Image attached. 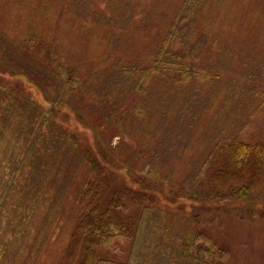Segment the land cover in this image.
Instances as JSON below:
<instances>
[{
    "label": "trees",
    "instance_id": "obj_1",
    "mask_svg": "<svg viewBox=\"0 0 264 264\" xmlns=\"http://www.w3.org/2000/svg\"><path fill=\"white\" fill-rule=\"evenodd\" d=\"M224 1L183 0L172 17L168 15L164 33L155 43L153 59L147 63L115 53L120 48L115 28L124 29L138 22L136 11L140 6L131 0L108 2L110 12L91 8L88 0L43 1L73 8L77 17L109 27L106 36L111 51L99 72L83 76L52 52L53 46L44 35L25 34L18 43L23 55L41 64L35 56L43 58L40 53H51L56 58L53 70L59 72L58 90L67 87L80 91L82 85L90 91L92 101L83 113L74 96L63 98L59 94L49 98L50 106L45 107L18 87L0 83V210L7 217L8 227L20 232L19 226L26 223L22 219H31L41 203L48 205L43 219L47 222L49 217L57 216L63 198L71 197V214L77 219L72 237L81 255L78 264H227L228 250L193 225L201 221L204 225L214 223V213L225 204L264 208V141L242 137L258 108L264 105L261 53H254L252 65L244 66L246 75L223 81L228 91L223 107L242 106L246 99L253 107L232 116L226 114L223 121L212 119L205 150L197 158H189L190 171L176 187L173 172L168 169L180 158L178 149L190 147L212 91L215 93L222 83L220 70H227L232 60L245 53L244 42L218 40L209 24L213 21L211 13ZM253 5L264 6V0H256ZM139 22L145 28V19ZM0 65L9 66L3 61ZM9 67L4 69L6 73H10ZM236 95L228 105L229 96ZM72 114L77 116V124L70 125ZM88 129L96 137L94 141ZM120 134L123 143L120 141L117 147L142 137L148 148L139 152L140 144L136 142L134 152L123 156L114 153L119 155L120 165L114 163L108 152L112 151L113 136ZM115 169L141 186L149 180L159 186L160 181H153L165 180L170 191L177 190L173 200H191L199 204L205 216L200 220V214L192 215L194 207L189 213L180 208L176 212L166 209L153 195L113 185L111 175ZM109 188L114 189L110 192ZM129 203L138 206L134 221L126 215ZM165 214L168 217L161 218ZM151 217L157 219L160 233L140 232L141 225L145 226L143 220ZM182 222H187V232L181 229ZM28 228L32 229L30 225ZM21 234L31 248L41 246L48 236ZM123 240H130L125 261L100 254L101 246L116 248ZM25 247L32 252L29 245ZM15 255L5 264H17Z\"/></svg>",
    "mask_w": 264,
    "mask_h": 264
},
{
    "label": "rangeland",
    "instance_id": "obj_2",
    "mask_svg": "<svg viewBox=\"0 0 264 264\" xmlns=\"http://www.w3.org/2000/svg\"><path fill=\"white\" fill-rule=\"evenodd\" d=\"M43 1L0 0V35L4 39L3 42L0 41V61L13 67L0 65V83L18 87L25 96L45 107L50 106L49 98L55 99L59 94L63 98L74 96L73 98H76L75 101L82 106L84 113L83 110L85 107L88 110V105L92 101L90 91H87L82 85L80 91H72L67 87L58 90L57 77H59V72L53 70L55 66L53 59L56 58L51 53L47 55L40 53L43 58L34 55L42 62L41 64L27 54L23 55L24 52L20 51L17 45L25 34H37L39 37L44 35L53 46L52 52H56L62 62L76 68L79 75L83 74L84 76L86 72H99L104 61H106L104 59L108 57L111 51L108 48L106 36L109 27L77 17L75 13H72L73 8L64 7L56 2L48 4ZM88 1H90L91 8H101L110 12L111 4L109 3L116 4V2L126 0ZM131 1L133 5L140 6L137 7L138 10L136 11L138 22L135 25L131 23L124 29L115 28L116 35L120 40V48L115 53L123 58L137 59L143 63L151 62L156 50L155 43L159 39V35L162 36L164 33L168 15L172 17L183 0ZM254 1L256 0H225L211 13L213 21L209 24L213 27L214 35L219 37L218 40L222 39L228 44L234 39L237 43L244 42L245 53L240 59L232 60V64L227 70H220L222 83L218 85L215 93L212 91V97L209 98L205 107L207 109L204 110L198 127L196 126L194 129L195 135L189 145L190 147H187L185 151H181L183 146L180 147L178 149L180 158L173 159L176 162H171L170 168H168L169 165L167 166L173 172L175 187L178 185L177 182L181 181L190 171L189 158H197L205 150L206 142L210 137L207 133L209 124L213 120L217 122L221 118L223 121L226 114L232 116L253 107L250 99L243 100L242 106H235L234 104L231 107H223L222 105L228 92L224 86V79L230 77L240 79L241 75H246V67L252 65L250 60L254 58V53L258 55L261 53V56L264 57V6L257 8L253 5ZM70 9L72 10L68 11ZM143 18L146 21V29L139 25L140 19ZM47 64H51V66L49 67ZM219 64L223 65L222 63ZM5 67H9L8 72L10 73L5 72ZM253 71L255 70L249 71V73ZM77 88L79 89V87ZM236 97L237 95L229 96L228 99L230 100L227 104L231 105ZM68 120L70 125L71 123L77 124V116L74 114L69 116ZM97 125H99L98 122ZM98 132V138H103L101 129L98 128ZM88 135H91V141L96 138L89 129ZM242 137L247 141H264V105L258 108L244 129ZM112 140V151L109 150L108 153L113 155L112 161L114 163H119L117 159L119 155H115L116 152L120 153L121 156L125 153V155L130 154L135 151L133 147H137L136 142L140 144L139 152L148 148L147 140L142 137H138L136 142L127 141L122 147H117L120 141L121 144L123 143L121 134L120 136H113ZM123 148L125 152L122 151ZM167 168L166 171H168ZM111 177L113 185L115 183L118 185L117 187L127 186L153 195L157 199V204L166 209L176 212L177 210L180 211V208L183 212L189 213L190 208L194 207L191 209L192 215L204 213L198 208L199 204L193 203L191 200L182 197L176 198V201L173 200L172 194L175 189L170 191L168 183L165 180L160 183L162 180L160 178L152 177L155 179L153 182L158 183L160 181L159 186H154L150 180L146 185L141 186L134 183L121 170H113ZM109 189L111 192L114 188ZM246 203L242 202V204ZM61 204L57 216L55 218L49 217L47 222L43 219L48 205L46 203L38 205L31 219L27 216L26 219H22L26 223L23 222L19 226L20 232H14V229L8 227L6 224L7 217L0 210V264L7 263L15 254V263L17 262V264H78L81 255L76 239L72 237L77 219L75 214H71L73 212L71 210V197L63 198ZM234 204L221 205L224 206L223 209L214 213L217 217L214 223L204 225L201 221V223L193 226L197 230H205L218 245L228 250L227 264H264V208L248 209ZM207 207L213 206L207 205ZM127 208L126 215L134 221L138 214V206L129 203ZM204 216H199V219L201 220V217ZM162 217L167 218L168 215L165 214ZM143 222L145 226L141 225L140 232L160 233L156 218H147ZM182 224H179L182 226L181 229L187 232V222H182ZM28 225L32 228L30 231H28ZM21 233H48V236L41 246L36 244L35 248H31ZM25 244L29 245L31 250L33 249L31 253ZM129 245L130 240H123L116 248L101 246L99 251L102 256L109 259L125 261L128 258Z\"/></svg>",
    "mask_w": 264,
    "mask_h": 264
}]
</instances>
